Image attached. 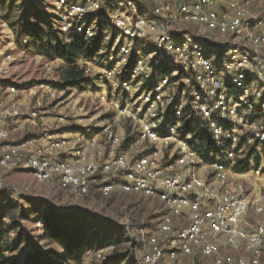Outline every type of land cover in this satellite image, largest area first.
<instances>
[{
  "label": "built area",
  "instance_id": "obj_1",
  "mask_svg": "<svg viewBox=\"0 0 264 264\" xmlns=\"http://www.w3.org/2000/svg\"><path fill=\"white\" fill-rule=\"evenodd\" d=\"M50 2L65 36L91 40L96 23L113 28L106 68L89 75L86 67L109 92L111 116L89 136L15 143L7 122L29 109L23 95L30 89L0 83V167L28 169L77 199L116 192L159 199L168 212L154 231L142 221L129 232L139 264H182L195 255L207 264H264V15L251 14L244 0H153L150 8L139 0ZM53 70L46 65L47 74ZM39 87L24 117L32 123L43 97L63 92ZM124 123L136 140L116 154ZM226 246L248 255L225 254ZM113 250L97 255L104 261Z\"/></svg>",
  "mask_w": 264,
  "mask_h": 264
},
{
  "label": "rangeland",
  "instance_id": "obj_2",
  "mask_svg": "<svg viewBox=\"0 0 264 264\" xmlns=\"http://www.w3.org/2000/svg\"><path fill=\"white\" fill-rule=\"evenodd\" d=\"M142 1L149 8L154 3L153 0ZM20 2L22 1L0 0V81L8 80L19 84L31 83L30 86H26L30 90L23 95L29 109H24L19 118L8 119L9 140L15 143L21 142L27 134H35V138L51 135L56 138L73 139L79 133L89 136L96 124L103 121L104 116L111 112L110 97L107 95L109 92L105 93L101 83L94 78L95 85H91V87L74 88L64 85L62 74L65 65L60 59H51L39 54L35 42L30 38L17 40L10 23L16 19ZM31 3L45 8L51 14H55L50 0H27L24 8L29 7ZM244 3L251 14L264 15V0H244ZM95 25L101 43L98 45L95 59L89 61L88 64L82 63L86 64L83 66L89 68V75H94L95 72L106 68L102 62L108 56L113 44V28L97 23ZM102 30H105L106 33H103ZM59 35L62 36L61 33ZM216 53L220 55L221 51L217 50L214 54ZM214 56L216 57V55ZM210 57L215 58L213 55ZM48 64L53 66L52 74L45 72V67ZM51 82H55L60 87L58 89L63 91L58 93L60 97L54 100L48 99L45 95L36 122L26 121L24 117L27 116V111L41 97L39 85ZM62 116H66V118L60 119ZM131 130V126L125 123L119 127L121 134L126 135ZM138 144L137 146L142 147L145 143ZM65 155L66 153L63 150L57 153L59 158H63ZM26 187L29 190L25 191ZM16 191L27 193L21 198L15 194ZM0 192L6 195L9 201H17L22 207L29 206L26 199L43 200L48 206L57 211H86L101 220L122 226L123 240L115 246L118 252L126 255L129 252V255L121 264H139L137 260L141 259L138 249L130 241L129 232H136L142 221L148 225L151 231H154L163 214L168 212V209L164 207L159 199L143 195L116 192L107 200L100 196H97L98 200L77 199L39 182L32 172L24 168L10 170L0 167ZM99 201L106 202V204L103 205ZM250 216L256 217L257 214L251 211ZM3 224L5 226L10 225V219L5 218ZM20 233L23 235V239L16 253L18 264H24L23 258L30 249H39L46 254L62 255L64 253L57 243L41 237L43 230L32 219L22 221L18 230H10L8 239L16 242ZM99 249L101 248L94 247L85 251L79 258L60 264H105L103 259L97 255ZM223 252L230 255H248L247 249L240 246L223 247ZM181 261L182 264H207V260L198 255L181 257ZM161 264H164V262Z\"/></svg>",
  "mask_w": 264,
  "mask_h": 264
},
{
  "label": "trees",
  "instance_id": "obj_3",
  "mask_svg": "<svg viewBox=\"0 0 264 264\" xmlns=\"http://www.w3.org/2000/svg\"><path fill=\"white\" fill-rule=\"evenodd\" d=\"M21 1L18 5L19 12H17L16 19L10 23L17 40L30 38L35 42L39 54L51 59H60L65 65L62 74L64 85L74 88L95 85L93 78L86 73V66L79 65L78 60L80 58L90 59L97 54L98 45L101 43L100 36L91 40L77 34L65 36L60 30V20L57 14H51L45 8L32 3L24 8L27 0ZM139 3L143 7L146 6L142 0H139ZM0 83L14 84L18 88L31 85V83L19 84L8 80L0 81ZM51 84L60 88L55 82ZM110 116L111 112L104 116V120ZM35 137V134H27L24 140ZM135 140V135L128 131L127 136L115 151L116 154L127 150ZM244 161L237 165L239 171L246 169ZM2 198L8 199L0 192V199ZM26 201L29 202L28 207L20 206L17 201L8 200L7 204L0 202V264H18L16 253L22 243L23 235L20 233L18 240L12 242L8 239V234L10 230H18L22 221L31 219L35 222H42L41 237L57 243L64 253L62 255L46 254L39 249H30L23 258L24 264L67 263L79 258L87 250L94 247L102 248L110 244H114V250L104 260L105 264H121L129 255V252L127 255L118 252L115 246L123 240L122 226L101 220L86 211L63 212L48 206L43 200L26 199ZM5 218L10 219V225L3 224Z\"/></svg>",
  "mask_w": 264,
  "mask_h": 264
}]
</instances>
